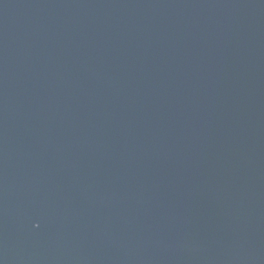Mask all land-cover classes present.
<instances>
[{"label": "water", "instance_id": "95a60500", "mask_svg": "<svg viewBox=\"0 0 264 264\" xmlns=\"http://www.w3.org/2000/svg\"><path fill=\"white\" fill-rule=\"evenodd\" d=\"M0 264H264V0H0Z\"/></svg>", "mask_w": 264, "mask_h": 264}]
</instances>
